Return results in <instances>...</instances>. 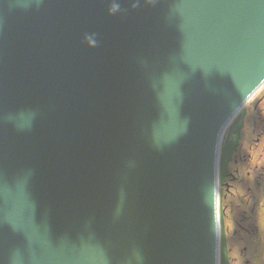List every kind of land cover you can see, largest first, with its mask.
Here are the masks:
<instances>
[{
  "label": "water",
  "instance_id": "water-1",
  "mask_svg": "<svg viewBox=\"0 0 264 264\" xmlns=\"http://www.w3.org/2000/svg\"><path fill=\"white\" fill-rule=\"evenodd\" d=\"M263 84L264 0H0V264H219Z\"/></svg>",
  "mask_w": 264,
  "mask_h": 264
},
{
  "label": "flooded vegetation",
  "instance_id": "flooded-vegetation-1",
  "mask_svg": "<svg viewBox=\"0 0 264 264\" xmlns=\"http://www.w3.org/2000/svg\"><path fill=\"white\" fill-rule=\"evenodd\" d=\"M253 107L251 136L246 108L229 129L219 166L220 264H264V95ZM249 121H247V130Z\"/></svg>",
  "mask_w": 264,
  "mask_h": 264
},
{
  "label": "rangeland",
  "instance_id": "rangeland-1",
  "mask_svg": "<svg viewBox=\"0 0 264 264\" xmlns=\"http://www.w3.org/2000/svg\"><path fill=\"white\" fill-rule=\"evenodd\" d=\"M263 95H264V88L261 90L260 97L263 96ZM257 100H258L257 98L255 100H252L249 103V105L247 106V108H246V115L247 116L245 118L244 131L241 133V137L242 138H244L246 135L249 136V138L252 137L250 133H251V127H252V124H253V120L252 119H253V116H254L253 107H254V104L256 103ZM247 121H249V126H248L249 128H248V130H247ZM230 131L228 129L225 138L228 139L230 137V135H231L230 134Z\"/></svg>",
  "mask_w": 264,
  "mask_h": 264
}]
</instances>
